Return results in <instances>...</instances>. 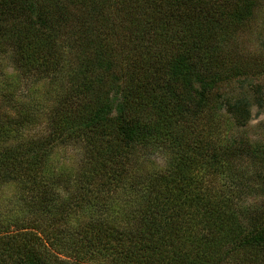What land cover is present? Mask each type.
I'll use <instances>...</instances> for the list:
<instances>
[{
  "label": "trees",
  "instance_id": "trees-1",
  "mask_svg": "<svg viewBox=\"0 0 264 264\" xmlns=\"http://www.w3.org/2000/svg\"><path fill=\"white\" fill-rule=\"evenodd\" d=\"M141 1H115L132 17L126 40L107 50L92 35L64 74L51 44L71 15L0 0V264H264V201L222 182L257 147L194 135L204 117L250 121L245 72L213 56L217 35L227 40L257 0L227 14L210 0ZM61 76L66 92L41 116L44 133L20 143L35 119L17 82ZM74 144L77 169L53 162ZM153 147L172 152L168 169L136 164L134 152Z\"/></svg>",
  "mask_w": 264,
  "mask_h": 264
},
{
  "label": "rangeland",
  "instance_id": "rangeland-1",
  "mask_svg": "<svg viewBox=\"0 0 264 264\" xmlns=\"http://www.w3.org/2000/svg\"><path fill=\"white\" fill-rule=\"evenodd\" d=\"M116 0H38V8L42 6L58 7L71 15L68 25L61 24L54 34V51L62 58L61 66L64 74L71 71L75 64V46L85 47L88 40L99 42V47L110 50L117 48V39L126 40L129 36L132 17L129 16L122 3ZM149 0H142L141 4ZM238 0H210L216 7L226 6L225 14L233 9ZM115 4V5H114ZM228 38L223 40L222 34L214 43L220 45V51L213 56L214 63L223 69H240L245 72L244 90L248 91L251 99V118L245 127L237 128L231 124L225 115L204 117L197 126L195 136L206 137L208 140L220 144L248 143L257 147L258 154L246 158L243 162L227 164V176L222 182L232 185L241 195L250 199L264 201V0H257L253 6L251 16L243 25L229 28L224 34ZM8 57V56H3ZM7 65V63H4ZM8 68V66H7ZM220 68V67H219ZM9 72H11L9 70ZM243 77V78H245ZM3 76L0 74V84ZM20 79L17 83L23 87V95L19 99L20 106L30 111L35 119V125H26L22 129V141H39L44 132L39 126L41 116H45L54 108L55 100L66 92L67 83L64 76L54 82ZM25 85H22V84ZM27 84V85H26ZM234 88L240 92V85L235 83ZM132 97L134 96L131 93ZM15 103V102H13ZM15 105H18L15 103ZM139 105H136L138 108ZM135 108V109H136ZM143 117L153 116L150 107L140 109ZM75 146L60 145L52 156L53 162L64 163L73 170L83 159L82 144ZM136 164L147 171L153 169H168L173 163V154L170 150L153 147L138 149L133 156ZM146 158V159H145ZM56 163V164H57ZM229 178V179H228ZM236 185V187L234 186Z\"/></svg>",
  "mask_w": 264,
  "mask_h": 264
}]
</instances>
